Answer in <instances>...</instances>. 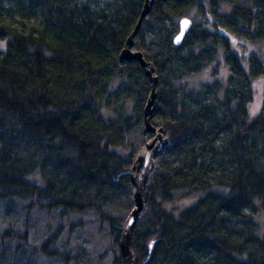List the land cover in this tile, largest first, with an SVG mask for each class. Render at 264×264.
I'll list each match as a JSON object with an SVG mask.
<instances>
[{
	"label": "trees",
	"instance_id": "obj_1",
	"mask_svg": "<svg viewBox=\"0 0 264 264\" xmlns=\"http://www.w3.org/2000/svg\"><path fill=\"white\" fill-rule=\"evenodd\" d=\"M143 2L0 0V210L92 212L108 226L111 264H122L131 167L152 138L149 79L118 59ZM140 27L131 51L154 70L151 125L168 144L132 232L135 264H264V0H155ZM207 68L211 79L192 84ZM177 191L202 197L174 217L163 204ZM27 227L2 231L0 264H14L2 263L4 244L26 246ZM54 241L40 246L49 259Z\"/></svg>",
	"mask_w": 264,
	"mask_h": 264
},
{
	"label": "rangeland",
	"instance_id": "obj_2",
	"mask_svg": "<svg viewBox=\"0 0 264 264\" xmlns=\"http://www.w3.org/2000/svg\"><path fill=\"white\" fill-rule=\"evenodd\" d=\"M185 17L191 21L194 20L190 14ZM210 74V68H207L202 73L192 76L190 81L192 84H198L203 80L209 81L211 79ZM227 77L228 69L222 63V57H220L218 78L224 84ZM260 105L261 100L256 104L254 110H257ZM200 197H202V194L190 196L177 191L173 196V200L164 203L163 208L174 217H177L182 211L195 204ZM9 210L8 212L0 210V234L2 231L12 230L21 232L22 235L24 226H28L27 243L26 246L17 251L14 245L4 244L7 250H5L6 253L2 263L7 262L10 257L14 258V264L112 263L113 249L108 226L105 223H100L94 213L69 216L60 220L54 214L45 215L33 210L26 213L22 205L12 206ZM256 218L259 222L258 234L261 235L264 232V214L260 213ZM53 235H55V241L52 249L56 250L57 254L49 259L40 251V246ZM1 248L2 246H0V251Z\"/></svg>",
	"mask_w": 264,
	"mask_h": 264
},
{
	"label": "water",
	"instance_id": "obj_3",
	"mask_svg": "<svg viewBox=\"0 0 264 264\" xmlns=\"http://www.w3.org/2000/svg\"><path fill=\"white\" fill-rule=\"evenodd\" d=\"M155 0H144L140 16L137 24L126 40L123 50L119 54V63L137 62L139 66L145 71L146 77L151 84V91L147 99V103L143 116V134L151 135L152 138L148 140L141 151L138 153L134 163L132 164L130 171V184L133 188V209L129 216L126 218L119 238L118 249L121 257L122 264H135L132 254V232L136 225V222L143 210V195L147 179L153 169L155 158L165 150L168 144L167 139L163 135V131L160 128H155L151 125L153 119V113L155 110L156 102V84L157 80L154 76V70L150 64H147L142 57L141 53H133L131 51L133 46V39L140 30L143 20L149 15L152 10ZM190 19L183 17L178 21V33L173 39L175 46L180 45L185 34L191 27Z\"/></svg>",
	"mask_w": 264,
	"mask_h": 264
},
{
	"label": "bare ground",
	"instance_id": "obj_4",
	"mask_svg": "<svg viewBox=\"0 0 264 264\" xmlns=\"http://www.w3.org/2000/svg\"><path fill=\"white\" fill-rule=\"evenodd\" d=\"M119 250V249H118Z\"/></svg>",
	"mask_w": 264,
	"mask_h": 264
}]
</instances>
